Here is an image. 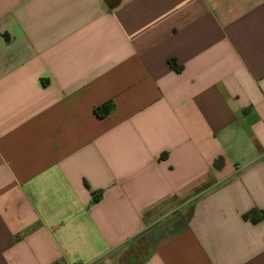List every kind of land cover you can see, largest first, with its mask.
Returning <instances> with one entry per match:
<instances>
[{
	"label": "crops",
	"instance_id": "obj_1",
	"mask_svg": "<svg viewBox=\"0 0 264 264\" xmlns=\"http://www.w3.org/2000/svg\"><path fill=\"white\" fill-rule=\"evenodd\" d=\"M54 263L264 264V0H0V264Z\"/></svg>",
	"mask_w": 264,
	"mask_h": 264
},
{
	"label": "trees",
	"instance_id": "obj_2",
	"mask_svg": "<svg viewBox=\"0 0 264 264\" xmlns=\"http://www.w3.org/2000/svg\"><path fill=\"white\" fill-rule=\"evenodd\" d=\"M113 108V104L111 101H107L97 107L94 108V113L99 117L105 116L111 109ZM263 216V213H257L256 211H251L249 214L244 217H249L251 221H257Z\"/></svg>",
	"mask_w": 264,
	"mask_h": 264
},
{
	"label": "built area",
	"instance_id": "obj_3",
	"mask_svg": "<svg viewBox=\"0 0 264 264\" xmlns=\"http://www.w3.org/2000/svg\"><path fill=\"white\" fill-rule=\"evenodd\" d=\"M54 264H65V263H54Z\"/></svg>",
	"mask_w": 264,
	"mask_h": 264
}]
</instances>
